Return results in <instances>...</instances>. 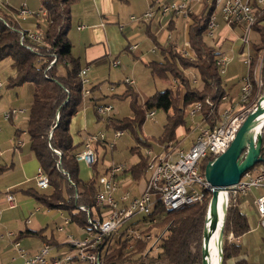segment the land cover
<instances>
[{
  "label": "trees",
  "instance_id": "1",
  "mask_svg": "<svg viewBox=\"0 0 264 264\" xmlns=\"http://www.w3.org/2000/svg\"><path fill=\"white\" fill-rule=\"evenodd\" d=\"M40 1L45 16L44 27H41L40 22L36 25L35 34L40 36L39 42L30 39L28 32L22 31L11 15L0 12V61L9 59L12 63L14 77L8 80L9 88L23 84L32 86L25 133L30 151L47 177V189L51 190L50 194H39L31 188L23 193L34 198L43 209L62 211L71 224L80 229H87V215L79 210V207L90 210L91 217L94 215L92 211L95 210L94 197L98 191V161L90 167L89 179L81 180V163L76 161V155L82 150L84 138L81 139L80 132L73 133L72 124L83 105L91 108L95 122L102 121L103 117L96 114V109L105 105L99 104L100 99L92 96L94 91L99 90L100 85L88 86L89 95L82 96L83 87L78 77L82 68L71 56V44L67 37L70 7L75 0ZM210 15L205 14L204 6L198 13L189 15L191 25L187 31V40L194 56L192 61L168 45L162 49L165 55L161 62H150L147 65L149 73L155 79L174 80L175 85L150 96L144 105L145 109L137 105L136 92L130 87L121 96H112L131 97L133 117L118 120L109 116L103 120L107 129L114 133L129 131L136 135L141 131L146 113L161 110L165 114V124L161 134L153 141L157 145H164L179 140L176 139L178 128H183L187 133L191 131V128L185 127L184 121L186 109L191 105L198 102L204 104L205 100H209L212 110H219V101L227 94L216 65L219 54L204 41ZM262 21L264 17L260 18V22ZM252 31L258 34V44L253 47L259 54L264 49V28L256 25ZM262 65L261 77L264 86V58ZM189 71L196 72L199 84H192ZM262 90L261 88L257 91L253 86L248 105L255 104ZM207 113L208 108L204 105L203 115L206 116ZM219 114L220 112H214L213 117L218 119ZM136 140L138 147L151 148L149 138ZM262 145L264 146V134ZM106 147L105 141L95 144L97 152L98 148L105 150ZM132 153L137 160L121 175L114 177L113 180L118 184L139 183L145 179L147 158L140 154L137 147ZM262 157V163L250 171L258 169L257 166L264 167V153ZM209 161L203 164V169ZM5 170V167L0 166V174ZM107 171L108 168L104 174ZM210 197L211 193L207 194L201 203L186 206L178 211L166 212L155 208L152 215L155 223L145 232L152 233L155 241L158 239L156 249L150 250V242H138L132 249H128L125 241H118L102 248L103 264H201L199 248ZM241 198L230 197L228 200L222 229V264L241 253L238 244L227 240L228 235L232 234L233 238L237 239L250 229L246 216L239 208ZM107 241L105 240V243ZM236 264L247 262L241 260Z\"/></svg>",
  "mask_w": 264,
  "mask_h": 264
},
{
  "label": "crops",
  "instance_id": "2",
  "mask_svg": "<svg viewBox=\"0 0 264 264\" xmlns=\"http://www.w3.org/2000/svg\"><path fill=\"white\" fill-rule=\"evenodd\" d=\"M177 2L179 0H75L70 7L67 37L71 44V56L78 61L81 68L88 69L87 88L95 86L92 85L95 83L107 82L109 88H112L109 92L120 93L123 90L119 87L120 84H124V80L130 78L134 81L132 89L137 92L138 88H141L140 77L141 79L146 77L145 70H148V63L163 60L165 54L162 49L171 45L172 48L181 50V46L188 41L187 31L191 25L190 14L187 17L183 15L170 16L162 15L157 11L161 5ZM201 4L193 0L190 4V13H198ZM149 8L156 10L150 21L146 23L131 22L130 17L141 16ZM21 10L26 13L21 14ZM0 12L11 15L24 32L35 33L38 22L41 23L42 28L44 27L45 15L40 0H0ZM205 14L210 15L211 12H205ZM218 21L219 28L217 30L220 29L219 34L217 33L218 37L211 44L205 38L204 41L208 47L216 50L219 56L229 58L224 73L226 70L230 71L231 76L226 79L222 78V80L229 104H232L238 101L240 79L248 71L243 64V59L249 56L254 61L258 54L253 46L258 44V41L253 45L250 42L245 45L241 40L242 36L232 37L231 34H228L225 36L226 38L223 37L221 33L226 31L227 26L220 18ZM258 26L264 28V21L260 22ZM176 28L180 29L177 35L171 38L169 32ZM237 28L241 29V27L231 29ZM225 44H227V50L222 49ZM134 46L135 48L132 49ZM13 77L14 70L11 61L9 59L0 61V164L6 168L0 174V178L2 180L15 175L14 180L0 182L3 183L0 184V264H22L23 259L14 247L15 242H18L20 249L24 250L27 255L37 253L44 244L51 248L50 257L69 252L68 248L66 250L65 232L57 231L63 218L67 217L66 214L59 210L45 212L41 206H37L34 198V200L31 199L32 197L24 194L23 191H14L19 188H30V184H35L40 167L30 148L27 151L24 149L27 142L25 108L9 106L12 100L11 92L18 88L8 87V80ZM235 80L236 83L233 84L232 81ZM158 81L168 83V80ZM172 84L171 80L169 87ZM5 86L7 92L3 95ZM126 87L128 88L127 85ZM15 97L17 98L16 92ZM226 105L227 103L220 107L224 108ZM10 109L24 110V113L5 120L4 114ZM94 123L95 119L91 108L83 105L74 117L72 131L74 134L80 132L81 139H85L90 134L89 128ZM2 126H5L3 131ZM178 129H181V134L176 135V139H179L177 142L180 147L186 149L190 146L193 136L190 135L191 131L187 133L183 128ZM94 134L97 133H91V135ZM136 160L137 158L133 156L131 162L134 163ZM261 168L264 169L262 166ZM89 176L90 168L81 163L80 179L87 181ZM145 179L139 183L119 184V189L115 194L116 200L121 197L123 192L129 191L131 197L140 193L143 190ZM7 192L14 198V208L8 206ZM258 194V191H252L241 198L239 208L246 216L250 229L239 238L231 240L241 247V253L238 257L227 260L225 264H236L241 260L246 261L247 264H254L251 263L253 255L254 262L261 264L259 255L264 254L261 248L264 245V231L258 225L254 206V200ZM16 209H18L17 214L13 212ZM49 218L53 221L57 220L58 223L55 226L57 233L50 232ZM66 232L79 239L86 237L83 229L73 224L66 226ZM58 233L60 235H57ZM7 234H12V236L8 237ZM217 257L220 260V246Z\"/></svg>",
  "mask_w": 264,
  "mask_h": 264
},
{
  "label": "built area",
  "instance_id": "3",
  "mask_svg": "<svg viewBox=\"0 0 264 264\" xmlns=\"http://www.w3.org/2000/svg\"><path fill=\"white\" fill-rule=\"evenodd\" d=\"M193 0H179L177 3L161 5L157 11L162 15L187 17L190 13V4ZM202 3L205 12H212L210 28L206 29L205 35L212 37L213 32L219 28L218 18L229 28L242 27L244 34L241 37L243 44L249 43L248 36L254 26L260 24V18L264 17V0H195ZM156 10L149 8L144 14L138 17H130L131 22L146 23L151 20ZM26 11L21 10V14ZM28 37L39 42L40 36L35 33H28ZM167 39H170L167 37ZM135 48L132 47V49ZM181 55L190 61L194 59L192 50L186 41L181 50ZM220 62V75L229 62L226 56L217 58ZM250 57L243 59V64L247 67ZM260 64L262 61H259ZM54 63L51 62V65ZM117 64V63H116ZM115 65V63H114ZM262 65V64H261ZM87 68H82L78 74L83 87L82 96L89 95L87 88ZM260 79V78H259ZM175 83V81H172ZM193 85L198 84L196 78L191 80ZM240 94L236 103L229 104L227 95L221 97L219 110H212L209 100L195 103L188 108L187 116L192 122L190 134L193 135L190 146L180 147L179 142H168L160 145L157 152L146 150L144 156L147 158L146 179L143 190L131 197L130 192H123L116 200L115 194L119 189V184L114 181V177L121 175L126 169L123 165H112L105 174L99 175L97 179L98 191L94 197V214L83 207L79 210L87 215L90 232L84 239H79L71 234H67L64 227L71 224L68 217L63 218L61 226L57 231L66 234L65 243L70 248V252L50 257V246L44 244L40 250L27 255L20 249L18 242L14 247L23 259L22 264H103L101 250L112 244V241H125L128 246H133L138 241L152 243L151 249H156L154 237H146V228L155 223L152 217L154 209L162 211H178L186 206L201 203L211 193V188L204 179L203 164L207 160H213L228 148L237 130L241 126L246 115L252 110H244L245 96L244 88L247 87L246 73L240 79ZM124 84L132 88L134 81L130 78L124 80ZM261 85V80H260ZM1 86V85H0ZM112 88H109L111 91ZM221 108L220 105L226 104ZM204 105L208 108L206 116L203 115ZM235 109V117H227V110ZM112 111L110 106H103L96 109V114L103 116ZM214 112H222V119H215ZM24 110L10 109L5 112L4 119H10L15 115L23 114ZM154 111L146 113L147 119H152ZM264 130V125H263ZM122 132L115 133V137H121ZM103 140L100 133L88 135L84 139L82 150L77 154V161L88 168L98 161L95 151V144ZM19 144V143H18ZM38 189H47L48 180L39 169L35 178ZM252 191L259 194L254 200L257 213L258 225L264 231V169L258 168L249 172L245 178H241L238 184L228 189L225 193L227 204L229 198L244 197ZM6 200L9 208H14V198L10 193H6ZM97 209V211H96ZM97 213V214H96ZM29 222V221H28ZM11 237L12 234H7ZM232 234L227 237L228 241L233 240ZM105 240H108L105 243ZM154 240V242H153ZM103 248V249H102Z\"/></svg>",
  "mask_w": 264,
  "mask_h": 264
},
{
  "label": "rangeland",
  "instance_id": "4",
  "mask_svg": "<svg viewBox=\"0 0 264 264\" xmlns=\"http://www.w3.org/2000/svg\"><path fill=\"white\" fill-rule=\"evenodd\" d=\"M201 7H202V4L200 5L198 11L201 10ZM226 28H227V29H225L226 31L225 32L223 31L221 33V36H223V37L227 36L228 34H231L232 37H240V36H243V34H244L242 27H241L242 30L239 28H237V29H231L229 27H226ZM179 29L180 28H176L175 30L170 31L169 32L170 37L172 38V37L176 36ZM219 30L214 31L212 37L206 36L205 39L211 44L213 42V40H215L218 37L217 35L219 34L218 33ZM248 39H249L250 44L253 45L258 41V34L255 31H252L249 34ZM226 45L227 44H225V46H223V48H222L223 50L224 49L227 50ZM227 56H228V54H227ZM263 58H264V49L262 50V53H259L258 55H256V58L254 59V61L251 60L252 61L251 69L253 68V73H254V69L256 68L257 76L261 80V85H258L259 84V80H258L257 82L254 83V88H256L257 91L262 88L263 89L262 93L264 92L263 78L261 77L262 71H263V67H262L263 65H261V64H263ZM161 61H162V59H161ZM259 61H262V63L260 64ZM145 76L146 77L144 79H141V77H140L141 88H138L139 90L136 92L137 105L141 106L143 109H145L144 105L150 96H152L153 94H155L157 92L164 91L165 89H167L170 86L169 84H171V80H168V83H162V82L158 81L157 79L153 78L149 74L148 70H145ZM221 76L223 79H226L227 77L231 76V72L226 70V72L224 74H222ZM194 77L196 78V80L199 84V78L197 77L196 72L195 71H189V78L192 80ZM92 83H94V82H92ZM232 83L235 84L236 80L232 81ZM96 84L100 85V88H99V90L94 91L92 96L96 99H100L98 102L99 104L105 105V106H110L112 108L111 112L102 116L103 117L102 121L95 122L88 130L89 133H100V134H102V136H103L102 141H105L107 143V147L105 148V150H103L101 148H98V152L95 150L96 153L98 154V162H97L98 164L96 166V170L99 172V175L104 174L106 169L112 165H123L125 167L131 166V164H132L131 159H132V156H134V154L132 152H133V149L136 147L139 148V152L141 155L142 154L144 155L146 150H151L152 152L159 151L160 145H157L155 143V141H153V140L156 139L161 134L162 128L165 124L164 112L161 110H155L153 118L152 119L146 118L145 121L143 122L142 126H141V131H138V133L136 135H133L129 131H126V132H122L121 137L116 138L115 133L112 130L107 129L105 127L103 120L109 116L114 117L115 119H118V120L123 119V118H132L133 114L131 111V103H132L131 97H123V98L112 97L115 95L121 96V94L123 92H125L127 89L125 84H120V86L118 85L119 87H121L123 89L120 93L119 92L118 93L109 92V85L107 84V82L100 83V84L95 83L92 85H96ZM174 85H175V83H173L171 87H173ZM14 90L15 91L11 92L12 100H11V104L9 106L15 107V108H19V107L25 108L26 117H27L29 114V108H30L29 104H30V101L32 99V86L30 84H23ZM6 92L7 91H6V86H5L2 94L4 95V94H6ZM15 92L17 93V98L15 97ZM262 93H261V95H262ZM187 114H188V109H186L185 117H184V121L186 123L185 127L186 128H188V127L192 128L193 124H192L190 118L187 116ZM6 126H7V124H6ZM4 129H5V126H2V131ZM179 134H181V129H178L176 131V135H179ZM262 134H264V130H263ZM190 135H192V134H190ZM137 138L138 139L149 138V140H150L149 143L151 145V148H146V147H141V146L138 147V142L136 140ZM24 149H25V151L29 150L28 139H27V142H26ZM0 166H2V165L0 164ZM256 168L260 169L261 167L257 166ZM14 179H15V175L4 178L2 180L0 178V182L5 183L7 180L11 181ZM0 184H3V183H0ZM35 184H36V181H35ZM35 184H33V183L30 184L31 185L30 188H24V189L19 188V189H15L14 191H24V190L32 188V189L36 190L39 194H43V193L44 194H50L51 193L50 189H45V190L44 189L43 190L38 189L35 186ZM31 199H33V198H31ZM36 204H37V206H40L38 203H36ZM43 210L45 212H47V210L45 208ZM13 212L15 214H17L18 209H16ZM49 220H50V223H49L50 232L53 231V233H55L56 232L55 226L57 225L58 222H57V220H54V221L51 220V218H49ZM61 225H60V227H64ZM64 228L66 230V227H64ZM83 231L86 233V236H88L90 234V232H87L86 230H83ZM57 235H60V234L58 233ZM201 238H202V236H201ZM114 244H115V240L112 241L111 245H114ZM200 247H201V242H200ZM67 248H68V251L70 252V248L67 246L66 250H67ZM261 248H262V251L264 252V245H262ZM199 253H200V248H199ZM221 257H222V243H221ZM259 259H260V263L264 264V254L263 253L259 255ZM251 261H252L251 263L256 264L254 262V255L251 257ZM155 264H160V263H155Z\"/></svg>",
  "mask_w": 264,
  "mask_h": 264
},
{
  "label": "water",
  "instance_id": "5",
  "mask_svg": "<svg viewBox=\"0 0 264 264\" xmlns=\"http://www.w3.org/2000/svg\"><path fill=\"white\" fill-rule=\"evenodd\" d=\"M263 125L264 92L255 101L254 107L246 115L225 152L215 159L207 162L204 166L203 175L205 181L211 188V197L208 203L202 231L200 247L201 264H210L208 259L210 255V228L216 211L219 193L226 192L228 189L238 184L245 172L251 170L263 161ZM226 209L227 199L225 213ZM223 224L221 228L219 264H222L221 240Z\"/></svg>",
  "mask_w": 264,
  "mask_h": 264
},
{
  "label": "bare ground",
  "instance_id": "6",
  "mask_svg": "<svg viewBox=\"0 0 264 264\" xmlns=\"http://www.w3.org/2000/svg\"><path fill=\"white\" fill-rule=\"evenodd\" d=\"M210 19H212V12L208 21L207 29L210 28ZM216 65L219 68L220 72V62L217 59ZM251 59L249 63L247 64V73H246V82H247V87L244 88V96H245V102L244 103V110H251V104L248 105L249 102V97L251 94V91L253 89L254 83L259 80L260 85V79L257 76L256 73V68L254 69L253 73V68L251 70ZM259 70V69H258ZM80 72V71H79ZM78 72V74H79ZM259 87V86H258ZM227 117H235V110L234 109H228L227 110ZM222 119V112L219 114V118ZM76 161H77V155H76ZM211 161V160H210ZM249 171L245 172L241 178H245L246 175H249ZM226 193L225 192H220L218 196V202L216 205V211L212 219V224L210 228V255H209V263L210 264H219V259L217 257V253L219 250L220 246V232H221V225L224 219L225 215V207H226ZM147 229V228H146ZM146 237H153L151 234L146 233ZM138 242H145V241H138ZM133 246H128V249H132ZM127 250V249H126ZM88 264H97V263H88Z\"/></svg>",
  "mask_w": 264,
  "mask_h": 264
}]
</instances>
